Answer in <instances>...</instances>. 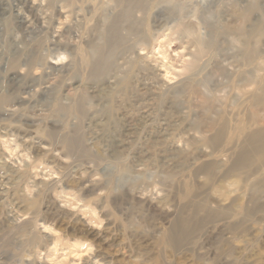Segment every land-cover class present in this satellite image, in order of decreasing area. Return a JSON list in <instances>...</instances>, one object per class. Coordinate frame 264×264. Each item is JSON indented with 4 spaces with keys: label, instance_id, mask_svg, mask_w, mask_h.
<instances>
[{
    "label": "rangeland",
    "instance_id": "1",
    "mask_svg": "<svg viewBox=\"0 0 264 264\" xmlns=\"http://www.w3.org/2000/svg\"><path fill=\"white\" fill-rule=\"evenodd\" d=\"M33 1L49 29L23 35L0 0V264H264V0ZM140 90L180 111L172 167L91 131ZM183 218L202 227L172 247Z\"/></svg>",
    "mask_w": 264,
    "mask_h": 264
},
{
    "label": "bare ground",
    "instance_id": "2",
    "mask_svg": "<svg viewBox=\"0 0 264 264\" xmlns=\"http://www.w3.org/2000/svg\"><path fill=\"white\" fill-rule=\"evenodd\" d=\"M136 1L139 4V1L138 0ZM24 5H26L27 8L26 10L29 13V15L23 13L19 9L17 10L18 13L17 27L19 30L22 31L21 33L23 35H26L27 32L35 31L37 28L39 30L42 29V31L48 30L49 18L47 14L44 12L45 10L40 11V6L33 0H25ZM112 32L114 33L111 36V38L114 37L115 40L116 39L118 40L121 34V33L119 35L117 34L118 23H114L112 27ZM119 40H121V38ZM112 42L109 39V43ZM114 43L116 42L114 41ZM116 46L114 47L116 48ZM97 51L98 49L96 50V52ZM105 59H106V55L104 56V54H102L101 56L102 64H104ZM100 69H102V66L100 67ZM101 72L102 70H100V73ZM13 76H11L12 81L15 79L13 78ZM30 87L31 85H26L23 89H21V93L23 92L25 93L28 88L30 89ZM140 91L138 93L137 92L134 93L133 95L128 94L126 99L122 97V95H125L126 92L124 94L122 93L115 94L114 99L110 100L109 102L113 103V106L116 107V113H117L116 119L110 121L109 116L106 113H104L92 124L91 131L93 134H95L98 137L97 139H99L101 142L110 143L113 147H115V149L118 150L123 155V157L126 158L131 157L138 166L148 164V166L150 165L153 168L159 167L164 169V168L172 167L174 162L175 148L174 145H171L167 141V139L168 136L171 137L176 136V134H178L177 132L179 131V129L183 130L185 128V126L181 128V122H183V119L182 117L180 119L181 116L180 111L174 107H170V108L168 107V109L166 108L167 110L164 111L162 114L157 115L156 114L157 109L155 108V105H157V103H155L154 94L148 90L146 91L143 90L141 92ZM80 104L82 103L80 102ZM152 108L153 111L151 110ZM106 126L107 127L110 126L111 131L103 132V129L106 128ZM247 138L248 139L246 140L245 144L249 145L251 149L257 151L261 156L264 157V134L256 133V132L250 133ZM208 140L209 141L207 142L213 144L217 143V139H214V141L212 142L210 141V139ZM251 149L247 147H243L238 152L237 160H238V165L240 167L249 169L253 165V159H252L253 154ZM194 160L195 159H192V161L190 162L191 164H188V166L192 165ZM3 164H4L3 158H0V165ZM178 166L180 165L178 164ZM2 172L3 173L0 174V189L8 190L11 178L7 175V171L6 172L2 171ZM192 220L193 218L192 219L183 218V219H179L176 222L174 229L167 237L170 246L175 247L185 243L188 239H190V236L193 235L195 231H198L202 227L201 224L194 223Z\"/></svg>",
    "mask_w": 264,
    "mask_h": 264
}]
</instances>
